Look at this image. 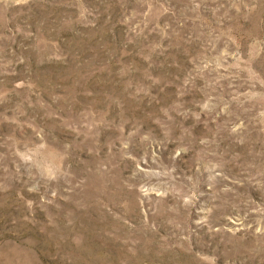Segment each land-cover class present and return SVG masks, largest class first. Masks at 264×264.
<instances>
[{"label":"rangeland","instance_id":"obj_1","mask_svg":"<svg viewBox=\"0 0 264 264\" xmlns=\"http://www.w3.org/2000/svg\"><path fill=\"white\" fill-rule=\"evenodd\" d=\"M0 264H264V0H0Z\"/></svg>","mask_w":264,"mask_h":264}]
</instances>
